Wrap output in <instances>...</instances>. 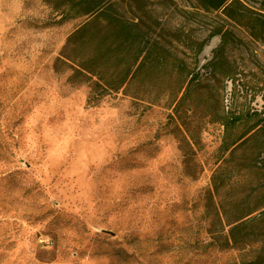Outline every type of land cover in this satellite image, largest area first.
<instances>
[{"label": "rangeland", "instance_id": "374dc122", "mask_svg": "<svg viewBox=\"0 0 264 264\" xmlns=\"http://www.w3.org/2000/svg\"><path fill=\"white\" fill-rule=\"evenodd\" d=\"M95 1L179 69L87 106L55 66L85 18L0 0V264H264V0Z\"/></svg>", "mask_w": 264, "mask_h": 264}, {"label": "trees", "instance_id": "16d2710c", "mask_svg": "<svg viewBox=\"0 0 264 264\" xmlns=\"http://www.w3.org/2000/svg\"><path fill=\"white\" fill-rule=\"evenodd\" d=\"M226 1L200 0L204 9L214 10ZM70 2L68 16L55 23L82 17L85 21L67 37L55 66L56 71H59V65L71 70L68 83L86 86L87 106H97L106 96L120 91H130V97H133L137 93V84H148L157 72L170 66L179 69L177 62L170 64L167 60L163 51L165 46L152 38L140 24L123 20L117 10L100 8L95 0ZM181 85L177 92L182 89ZM236 119L225 117L222 120L226 134L236 124ZM252 213V209L246 210L235 221L228 222L230 235L233 236L241 221Z\"/></svg>", "mask_w": 264, "mask_h": 264}]
</instances>
